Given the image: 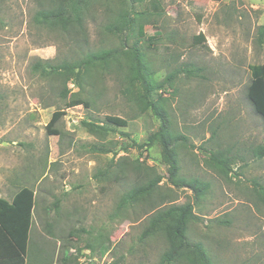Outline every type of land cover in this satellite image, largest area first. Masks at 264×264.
<instances>
[{"label":"rangeland","instance_id":"1","mask_svg":"<svg viewBox=\"0 0 264 264\" xmlns=\"http://www.w3.org/2000/svg\"><path fill=\"white\" fill-rule=\"evenodd\" d=\"M42 2L0 0V197L34 191L26 264H61L64 253L69 264H160L164 234H142L155 213L186 204L196 216L186 236L213 264H264V157L253 154L264 145V120L246 96L248 67L264 63V0H93L83 36L36 24ZM119 13L131 26L108 32ZM197 35L203 43L193 44ZM101 49L116 50L117 62L85 73L79 87L69 81L67 99L63 77L41 78L33 68ZM130 52L141 56L152 84L173 77L150 101L170 122L175 175L160 143L146 146L162 124L141 110L138 85L127 93ZM74 94L88 106L67 108ZM58 110L64 115L52 130L59 134L50 135ZM109 116L127 126L108 124ZM82 121L109 132L90 134ZM214 152L232 159L228 177L210 166ZM157 175L149 196L120 206ZM182 179L207 189L196 198L172 183Z\"/></svg>","mask_w":264,"mask_h":264},{"label":"trees","instance_id":"2","mask_svg":"<svg viewBox=\"0 0 264 264\" xmlns=\"http://www.w3.org/2000/svg\"><path fill=\"white\" fill-rule=\"evenodd\" d=\"M43 1L42 8H40L34 15V21L38 25L46 26L52 30H58L63 35L83 36L85 33L84 20L86 14L91 7L93 0H41ZM220 1V0H212ZM123 13L117 15L119 23L111 25L106 28L108 32L115 31L120 33L125 24L131 26L132 21L126 20ZM128 26V27H129ZM141 30V27H139ZM259 39L264 38V26L259 27ZM193 44L203 43V37L197 35L193 37ZM116 50H97L88 51L77 59L71 62H61L55 66H49L47 61L38 62L34 65V71L43 77L49 75H58L63 77L64 89L62 97L68 98L69 90L66 84L69 81L78 83L82 80L85 73L92 71L95 68L105 67L109 62H117ZM128 55L129 67L126 76V90L130 96H133V90L136 85L140 87L141 93H138L137 98L143 106L142 111L150 109L159 117L161 126L159 130L148 137L146 146L158 141L162 148V160L166 163L172 175L176 174L177 161L175 151L172 145L173 138L169 132L170 122L165 113L156 109L150 95L164 87V83L171 84L173 77H167L165 81L152 84L150 73L147 71V65L142 60L141 56L130 52ZM49 68V70H48ZM251 80L247 86L246 96L251 102L253 110L264 120V63L257 65H250L249 67ZM67 108L75 107L83 104L88 106L87 102L78 97V95H70ZM64 115L63 111H54L47 124V130L50 135H58L59 132L52 130L53 126ZM108 124L116 127H126L127 121L118 117H106ZM82 125L90 134L98 135L101 131L102 136H106L109 132L107 127L98 126L91 122L82 121ZM101 150V149H99ZM104 148H102V152ZM104 153V152H103ZM253 154L258 159L264 157V145L254 148ZM210 166L217 169L224 177H228L231 171L230 165L233 163L230 157L223 152H214L210 154ZM161 179L157 175L153 180L147 181L142 187H134L127 194L123 195L120 206L126 205L138 198L149 196L153 189H155ZM175 186L190 188L196 198L203 195L207 189L205 183L197 182L196 180L187 181L180 180L178 183L172 181ZM261 199L264 201V190L259 193ZM34 207V191L28 187H22L13 195L10 201L0 197V264H25V257L28 247L29 231L33 219L32 211ZM193 207L190 204L184 206H171L165 210H160L151 217L148 228L142 234L148 235L153 231H160L164 234L168 241L169 247L162 254L160 264H213L206 255L205 250L198 243L193 244L186 236L187 226L190 221L196 219L193 213ZM106 251L104 250V253ZM70 258L64 254L61 259V264H69Z\"/></svg>","mask_w":264,"mask_h":264},{"label":"crops","instance_id":"3","mask_svg":"<svg viewBox=\"0 0 264 264\" xmlns=\"http://www.w3.org/2000/svg\"><path fill=\"white\" fill-rule=\"evenodd\" d=\"M91 178L92 179H94V176H90L88 179L91 181ZM94 181V180H93ZM92 183V182H91ZM66 191H67V189H66ZM6 199V198H5ZM12 199V198H11ZM10 199V200H11ZM9 199H8V201H10ZM34 209H35V196H34V207H33V211H34ZM33 211H32V213H33ZM33 215V214H32ZM30 230H31V227H30ZM30 232V231H29ZM97 234H100V233H97ZM98 239H103V238H98ZM28 242H29V237H28ZM101 247H103L102 245H101ZM103 249V252H101V255H104V257L103 258H105V256L109 253V251H108V248H106V247H103L102 248ZM27 250H28V247H27ZM104 250L106 251L105 253H104ZM64 254H66V253H64ZM26 255H27V253H26ZM68 254H66V256H67ZM68 257V256H67ZM26 258V257H25ZM25 264H26V261H25Z\"/></svg>","mask_w":264,"mask_h":264}]
</instances>
